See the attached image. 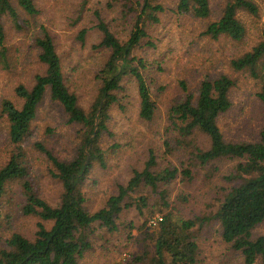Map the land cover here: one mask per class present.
<instances>
[{
	"label": "trees",
	"instance_id": "16d2710c",
	"mask_svg": "<svg viewBox=\"0 0 264 264\" xmlns=\"http://www.w3.org/2000/svg\"><path fill=\"white\" fill-rule=\"evenodd\" d=\"M84 2L83 8L87 0ZM167 5L166 0L123 4L119 20L123 19L126 34L121 37L101 9L74 34L84 48L89 33L97 30L100 41L91 49L106 55L94 75L96 93L87 108L68 83L55 35L41 25L32 37L41 68L35 72L31 86L19 83L9 88L14 97L4 95L0 101L8 144V153L0 164V209L6 201L22 215L34 218L36 230L31 237L20 232L4 237L0 216V264H80L86 252L94 248L95 234L109 240L121 231L126 236L124 248L135 241L139 252L127 255L118 264H204L196 230L200 232L213 221L219 225L221 242L226 245L227 264H264V235H256L257 228L264 224V125L257 138L226 137L221 120L234 106L232 95L237 85V80L228 74L207 77L195 90L181 80L183 96L166 105L165 114L161 111L151 88L153 81L148 82L144 74L149 63L137 51L144 45L156 46L149 28L161 21L159 14L167 11ZM173 11L200 20L212 13L209 0H177ZM240 12L261 18L255 1L226 0L221 17L209 20L201 33L213 40L227 37L243 41L247 27ZM39 13L35 0H0L2 70L11 67L5 20L26 31L30 23L26 17ZM230 65L235 72L258 80L256 96L264 106V26L257 42L232 59ZM125 77H132L136 83L138 118L149 130L148 145L143 158L129 162L126 180L116 181L114 192L91 211L85 182L97 167L107 169L111 151L120 152L124 146L119 142L105 146L103 139L113 135L109 128L111 111L119 103L117 92ZM47 92L64 109L68 122L78 127L70 159L59 158L52 147L42 142L34 143L45 154L51 166L49 173L59 184L55 205L38 188L23 146ZM47 131L53 132L51 128ZM223 160L235 163L221 177L226 184L217 189L215 202L207 203L209 208H217L215 212L195 213L191 208L193 212L186 214L184 205L188 206L190 199L197 201L196 194H180L175 202L171 201L170 188L175 181L194 184L203 174L205 185H210L220 173L217 162ZM128 211L133 213L130 220L126 218ZM156 211L162 213V220L152 225ZM134 229L143 237H136Z\"/></svg>",
	"mask_w": 264,
	"mask_h": 264
},
{
	"label": "rangeland",
	"instance_id": "374dc122",
	"mask_svg": "<svg viewBox=\"0 0 264 264\" xmlns=\"http://www.w3.org/2000/svg\"><path fill=\"white\" fill-rule=\"evenodd\" d=\"M35 1L40 13L32 18L26 17L31 27L25 26L26 31L18 29L11 20L4 19L11 67L9 70H2L0 67V101L4 95L14 97L10 89L15 85L24 83L31 86L33 84L35 72L41 68V65L37 62V51L32 37L38 34L37 31L41 25H45L55 35L58 51L64 64V73L71 89L78 95L80 104L87 108L96 93L97 81L94 75L98 72L106 55L91 49L93 43L100 41V33L97 30L89 33L87 45L84 48H81V43L75 39L74 34L87 26L94 12L101 9L113 30L120 37L124 36L126 26L123 25L121 17L119 20V12L123 4L131 5L138 0H87L84 8L81 5L84 0ZM176 1L166 0L168 8L167 11L159 14L161 21L149 28L156 46L144 45L143 49L137 51L138 56L144 57L149 63L144 74L148 82L153 81L151 88L157 97L161 111L165 114L166 105L177 96H183V91L179 87L181 80H186L188 86L195 90L197 85L207 77L228 74L237 80V85L232 95L234 106L222 118V129L227 138H257L264 125V106L256 96L259 90L258 80L247 76L248 74L235 72L230 62L249 50L260 38L264 26V0H253L260 9L261 18L240 12L239 15L247 27V35L243 41H234L227 37L213 40L201 33L209 20L221 17L226 0H209L212 13L205 20L179 15L173 11L176 8ZM121 85L122 89L117 92L119 103L112 108L109 121L110 132L113 135L104 136L103 144L108 146L119 142L124 146L120 152L111 151L107 159L110 166L107 169L97 167L85 182L84 190L91 211L97 210L107 195L114 192L116 181L126 180L129 174L125 172L129 162L143 158L144 149L148 145L149 130L138 118L140 100L136 83L132 77H125ZM161 86L164 89H161ZM68 120L69 117L64 109L59 103L52 101L47 92L38 107L37 118L31 125L30 133L23 143L27 149V158L30 161L33 176L36 177L38 188L42 195L54 205L57 204L60 187L49 173L51 166L46 161L45 154L35 148L34 143L42 142L52 147L59 158L70 159L77 142L78 127L69 123ZM48 128H51L53 132L49 133ZM6 137L7 122L2 116L0 117V164L4 162L8 153ZM234 163L233 160L217 162L220 173L210 185H205L203 174L194 184L185 185L178 182L179 180L175 181L170 188L171 201L175 202L180 194H196L197 201L190 199L188 206L184 205L183 211L186 214L193 212L191 208L195 213L215 212L217 208L215 206L209 208L207 203L215 202L213 198L217 194V189L226 184L221 177L229 173ZM12 208L5 201L0 209L3 236H10L13 232L33 236L36 220ZM156 212V216H162L161 212ZM132 214L128 211L126 218L130 220L133 218ZM140 221L136 222L140 223ZM218 231L219 225L215 221L205 226L200 232L196 230L204 264H227L228 262L226 245L221 242ZM133 233L136 237H143L137 229H134ZM262 234L264 235V224L256 230V235ZM125 240L124 231L110 236L109 240L101 239L95 234L92 237L94 248L86 252L80 264L124 262L126 258L139 252L135 241H131L129 247L124 248Z\"/></svg>",
	"mask_w": 264,
	"mask_h": 264
},
{
	"label": "built area",
	"instance_id": "2783aa9c",
	"mask_svg": "<svg viewBox=\"0 0 264 264\" xmlns=\"http://www.w3.org/2000/svg\"><path fill=\"white\" fill-rule=\"evenodd\" d=\"M162 220V217L161 216H157L156 218H153L150 222V224L152 225H157L159 221Z\"/></svg>",
	"mask_w": 264,
	"mask_h": 264
}]
</instances>
